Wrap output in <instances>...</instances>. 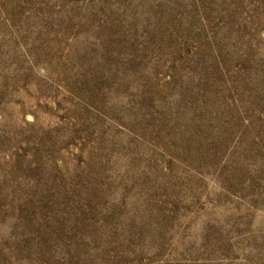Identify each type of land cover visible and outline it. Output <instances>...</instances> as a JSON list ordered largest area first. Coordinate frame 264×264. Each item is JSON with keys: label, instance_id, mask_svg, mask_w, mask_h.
Here are the masks:
<instances>
[{"label": "rangeland", "instance_id": "1", "mask_svg": "<svg viewBox=\"0 0 264 264\" xmlns=\"http://www.w3.org/2000/svg\"><path fill=\"white\" fill-rule=\"evenodd\" d=\"M0 264H264V0H0Z\"/></svg>", "mask_w": 264, "mask_h": 264}]
</instances>
